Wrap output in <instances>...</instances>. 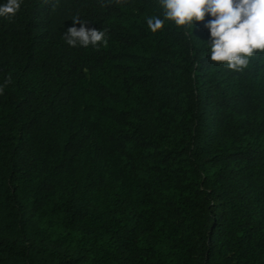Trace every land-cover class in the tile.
I'll use <instances>...</instances> for the list:
<instances>
[{
    "label": "trees",
    "instance_id": "16d2710c",
    "mask_svg": "<svg viewBox=\"0 0 264 264\" xmlns=\"http://www.w3.org/2000/svg\"><path fill=\"white\" fill-rule=\"evenodd\" d=\"M77 15L106 46L65 42ZM154 15L23 0L0 17V264H264V52L228 70L211 16L153 33Z\"/></svg>",
    "mask_w": 264,
    "mask_h": 264
},
{
    "label": "clouds",
    "instance_id": "9594fccd",
    "mask_svg": "<svg viewBox=\"0 0 264 264\" xmlns=\"http://www.w3.org/2000/svg\"><path fill=\"white\" fill-rule=\"evenodd\" d=\"M102 6L105 0H101ZM113 0H106L111 4ZM125 3L126 0H114ZM23 0H5L0 4V17L11 19L19 11ZM162 16L147 17L148 28L153 32L161 30L166 21L177 27L192 28L196 22H204L206 16L212 19L205 23L210 32L207 42L209 59L224 62L231 71L243 72L258 50L264 52V0H157ZM72 26L63 34L71 47H97L107 45L106 32L90 28L87 21L74 16ZM76 25H79L77 27ZM12 82L9 75L0 84V95Z\"/></svg>",
    "mask_w": 264,
    "mask_h": 264
}]
</instances>
